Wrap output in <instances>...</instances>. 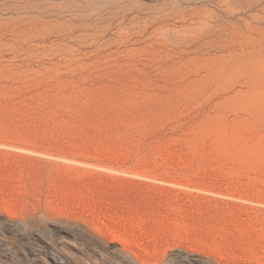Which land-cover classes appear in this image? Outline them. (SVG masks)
Listing matches in <instances>:
<instances>
[{"label":"rangeland","instance_id":"1","mask_svg":"<svg viewBox=\"0 0 264 264\" xmlns=\"http://www.w3.org/2000/svg\"><path fill=\"white\" fill-rule=\"evenodd\" d=\"M0 264H264V0H0Z\"/></svg>","mask_w":264,"mask_h":264}]
</instances>
